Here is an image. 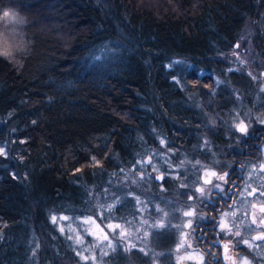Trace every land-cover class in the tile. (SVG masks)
I'll return each instance as SVG.
<instances>
[{
  "label": "trees",
  "instance_id": "obj_1",
  "mask_svg": "<svg viewBox=\"0 0 264 264\" xmlns=\"http://www.w3.org/2000/svg\"><path fill=\"white\" fill-rule=\"evenodd\" d=\"M144 1L149 9L139 6L142 0H0V15L7 9L24 17L16 28L23 27L26 41L7 47L19 49L17 55L0 53V147L6 153L0 156V264H93L90 257L121 264L69 239L70 231L61 232L52 220L99 210L121 221L149 211L143 247L151 251L141 259L155 247L163 252L156 261L168 258L173 235L155 228L153 218L185 189L175 190L179 184L167 175L158 182L149 177L150 164L136 163L144 154L156 158L152 149L160 140L162 148L198 158L215 152L190 150L198 136L195 129L187 133L188 125L202 122L194 115L199 102L206 111L212 104L226 111L220 106L226 89L216 87V77L238 81L241 94L248 93L247 81L226 72V56L253 21L259 32L252 50L264 63V0ZM63 24L67 43L57 33ZM172 56L189 69L165 67ZM257 89L252 101L244 98L250 109L255 98H264ZM205 126L206 139L216 145L212 137L219 141L221 127ZM238 139L241 148L243 136ZM256 258L254 264H264V249Z\"/></svg>",
  "mask_w": 264,
  "mask_h": 264
},
{
  "label": "rangeland",
  "instance_id": "obj_2",
  "mask_svg": "<svg viewBox=\"0 0 264 264\" xmlns=\"http://www.w3.org/2000/svg\"><path fill=\"white\" fill-rule=\"evenodd\" d=\"M142 1L143 4L141 2L139 3V6L143 5L142 8L149 9L146 4L147 1ZM155 2H157V0H155ZM4 12H8L9 16H4ZM21 21L24 22V17H22L20 13L7 11V9L2 11L0 15V53L4 54L7 52L9 53L8 55L14 56L17 55L19 49L8 51L7 47L18 44L21 46L26 45V41L23 40L21 42L20 38L23 27L20 26L19 28H16L20 23H22ZM32 24L34 27L39 26L40 28H43L41 23L38 21L37 23L32 21ZM51 25L50 27L54 29L55 27ZM66 25L67 24L64 25L65 27L63 28V32H59V29L57 28V33L59 34L61 40L67 43L71 37L68 34L70 32H68L69 30H67ZM39 27L37 28L40 29ZM255 32H259V29L258 31L256 30V25L253 21L248 22L247 27L244 32L241 33L238 42L235 43L233 51L229 52L227 54L228 56H226L227 60L230 62L226 72L236 73L237 77L242 79V84H247L248 82V93L246 92L245 95L241 94L238 87L242 86L238 85V81H232L227 76L223 77L224 79H227L226 81L216 77V87L221 85L226 89L224 92L220 90L222 97L224 98L220 106L223 107V110L226 109V111H220L217 108L218 106L214 107V104L211 105V110L209 109L206 111L201 102H199L197 105V112L194 115L202 122L197 124L198 122L191 120V123L188 125L189 129L187 130V133L192 135L195 129L198 136L197 139H193L190 150L195 148L193 150L203 149L208 153L212 152L211 145L206 139L207 133L205 125H218L221 127L222 130H220V136L227 140V149L237 147L234 141L238 142L241 138H235L233 141L234 137H242L246 133H250L251 129L264 125V123H262V121H264V98L262 96L259 97L260 99L255 98L253 109H250L245 105L246 103H244L246 102V99H244L245 96H247V98L252 101L253 96L251 95V92L253 91V88H259V91L264 93V63H257L258 56H256L255 52L252 50V41H254V37L256 35ZM237 44H239V47H236ZM176 61L183 62L181 58H178V56H172L168 58V61L165 62V67H169L170 64H173V67L176 65L181 66L182 71L189 69V65L185 64L184 62L182 64H175L174 62ZM179 69L181 70V68ZM214 101L216 100L214 99ZM248 102L249 101H247V103ZM227 108H231L232 111H228ZM241 121H243V126L247 128L246 132L239 131L237 127ZM228 129H231L232 132ZM215 138L217 137H214V139ZM161 141L162 140H160V143H158V145L152 149V154H157V157L153 158L152 156L148 163V165L150 164L149 177L151 173L152 176L160 175L159 177L162 176L163 178L167 175L169 179H171V182L176 181L179 184L177 186L179 190H175L180 192L183 187L185 189L184 192H181L180 198L178 200L172 199L169 202H165L167 205L169 204V206L164 208L159 206L161 211L157 212V217L153 218L155 228L159 230L164 229L167 236L173 235L168 246V255L165 253L168 258L163 259L164 262L156 261L158 257L155 255L158 253H163L162 250L157 247H155V249L152 248L153 254H151L148 259H144L143 261L141 259V256H145L151 251L149 249V244H146L143 247L144 243H146V240L148 239L149 232L151 231V229H147L146 226L148 223L152 222V219H150L152 214H149V211L146 212V215L139 214L140 216L136 220L126 219L124 221L117 220L118 218L106 219V217L102 215L101 210L88 211L87 213L72 219L67 216L60 215L56 217L55 223L57 227L60 230L63 228V230L70 231L71 236L69 237H71L77 244L83 245L90 251L92 250L95 253H99L100 257L102 258L106 257V259H108L110 256H114L115 261L120 262L121 264H168V260L170 263L172 262V264H186L187 262L190 264L203 263V257L197 252L196 249H194L195 240L189 235L190 228L192 226L188 227L187 225L188 221L198 219L201 214L200 213L198 216V213L195 212L197 208L203 205L201 200L197 199V197H200V193L197 192L196 189L199 187H204L207 193V191L212 188V185L204 184V180L211 179L213 184L220 183L222 187L226 184L224 181L216 180L215 177L205 176V172H216L217 175H223V168H221L223 162L221 161L220 156L218 158L216 153H211L206 157L198 158L192 154L184 152L183 150H176L174 146L167 148L163 146L162 148L160 147V145H163ZM146 155L150 154L141 155V157L138 159L139 163L137 162L136 165L139 166V164H143V160ZM171 155H173V158L175 159L174 161L170 160ZM159 164H165L166 169H159ZM261 166L262 165L259 163L254 165L251 171L253 179H245L242 193L246 200L254 199L253 197H247L248 192L252 191L249 190L252 180L253 184L262 182L261 177L263 170ZM165 170H167L166 174ZM161 180L163 179H159L157 181ZM161 183L165 182L162 181ZM161 183H159V186L157 187L159 192L163 190ZM217 191L219 190L212 191L210 193L211 197L212 194H215ZM201 199L203 198L201 197ZM261 199L262 198H259L258 201ZM116 201L117 202H114L113 205H118L119 198H117ZM133 202L135 203L136 208H145L138 202V200H133ZM157 206L158 205H156L154 208L155 210L157 209ZM238 208H240V206H238ZM141 211V214L145 213L144 209ZM188 211L194 212V215L185 216L184 213ZM144 216L148 220H145ZM62 217H67L68 219H62ZM89 217H91V219H89ZM109 224H111L113 228H109ZM116 225H120V227L117 228L115 227ZM121 231L124 233L123 236L120 235ZM105 234H107V240L104 239ZM167 236H165V238ZM167 239L169 240V237H167ZM238 240L242 239L238 237L235 240L236 251L234 263L244 264L246 261L247 264H251L253 261L252 255L247 252L250 248L248 245L243 243L237 244L236 241ZM116 248H118V250L120 249V253L117 252L118 250L115 251ZM88 261L93 264H102V261L99 262L93 257H90Z\"/></svg>",
  "mask_w": 264,
  "mask_h": 264
},
{
  "label": "flooded vegetation",
  "instance_id": "obj_3",
  "mask_svg": "<svg viewBox=\"0 0 264 264\" xmlns=\"http://www.w3.org/2000/svg\"><path fill=\"white\" fill-rule=\"evenodd\" d=\"M259 130L260 131L256 132L255 136H250L249 133L243 135L241 148L236 147L227 149L226 144L228 143L226 139L221 137L218 138L219 141H216L214 137H212L216 145L212 144L211 149L215 151L214 153H216L218 158L220 156L223 162L221 166L223 172L228 173L226 178L228 182L223 186L227 196H225L224 200H220V196L217 194L219 191H217L215 194H212V199L219 201V206L216 207L215 211L211 210V207L205 203L195 211L198 213V216L201 213L200 215H203L206 221H210V218L215 217V224H219L221 219H223L225 223L231 226L233 232L239 231L241 233V235L238 236L239 238L242 240H249L252 243V247L247 252L252 255L253 264L258 261L256 257L259 252L264 249V240L254 239L260 235L261 232H264V226L260 225V219L264 217V212L260 211L261 206L264 205V197H261L262 199L259 201L257 199L260 191H264V170L261 177L262 182L253 184L252 180V184L249 186V190H256L255 195L249 196L247 194V197H253V200H246L242 193V189L244 188L245 179H253L251 171L254 165L257 163L264 165V125H262ZM235 138L238 137H234L233 141ZM234 142L237 146V141ZM226 155H230V158L227 159ZM253 155H256L257 158ZM253 205H255V207H253ZM238 206H240V208H238ZM222 213H228V215L221 217L220 214ZM233 213H235V215H233ZM253 213H255L256 217L255 224H251ZM196 221L197 219L192 221L189 235L195 240L194 249L197 250L204 260L203 263L198 264H217V260H219V264H235V240L238 237H224L223 234L217 235L219 229L214 232L212 229L215 225L211 222L203 223L202 228H197ZM249 224H251V228L254 230L249 229ZM193 229H195V231H193ZM220 239H223L225 243H227L228 240L232 241L227 253L231 259H223V245H216L214 243L215 240ZM186 264L190 263L187 262ZM257 264H263V262L259 261Z\"/></svg>",
  "mask_w": 264,
  "mask_h": 264
},
{
  "label": "snow or ice",
  "instance_id": "obj_4",
  "mask_svg": "<svg viewBox=\"0 0 264 264\" xmlns=\"http://www.w3.org/2000/svg\"><path fill=\"white\" fill-rule=\"evenodd\" d=\"M4 16H9V13L8 12H4ZM236 47H239V44H237ZM8 54L9 53H7V52L4 53V55H6V56ZM174 63L175 64H182L183 62L176 61ZM169 67L170 68L173 67V64H170ZM250 75H251V73H250ZM173 78L175 79V77H173ZM253 78H255V77H253ZM176 83H179V80H176ZM33 123H35V122H33ZM262 123H264V121H262ZM237 127H238L239 131H241V132H246L247 131V128L245 126H243V121H241L240 124L237 125ZM161 143H163V141H161ZM3 155H6V153H5L4 149L2 147H0V156H3ZM95 159H96L95 157H92L93 161H95ZM96 163L98 164L99 161H96ZM261 168H262V170H264V165H262ZM205 176L215 177L216 180L224 181L225 183L228 182L227 179H226L227 176H228V173H224L223 175H217L216 172H205ZM158 179H163V177L162 176L158 177ZM204 184L212 185V188L209 189L207 191V193H206V190H205L204 187L197 188L196 191L200 193V197H197V199H200L202 203H205L206 205H209L211 207V210L215 211L216 207L219 206V201L218 200H213L211 195H210V193L212 191H214V190H219V192L217 194L220 196V200H224L225 196H227V193H225V191H224V189H223V187L221 186L220 183L213 184L211 179H205L204 180ZM246 191H247V189H246ZM255 194H256V190L255 189H252V191L248 192L249 196H252V195H255ZM201 197L203 199H201ZM261 197H264V191H260L259 196L257 197V199H259ZM253 207H255V205H253ZM109 210H111V208ZM260 211L264 212V205L261 206ZM184 215L185 216H193L194 212L188 211V212H185ZM220 215H221V217H223V216H227L228 213H222ZM233 215H235V213H233ZM62 219H68V218L67 217H62ZM89 219H91V217H89ZM52 220H53V222H55L56 221V217L53 216ZM215 220H216V218L212 217V218H210V221H206L205 217L203 215H200L198 217L197 221H196V227L197 228H202L203 227V223L211 222V223H213L215 225L214 228L212 229L214 232L217 229H219V231L217 232V235L223 234L224 237H227V236L238 237V236L241 235V233L239 231L233 232L231 226L228 225L227 223H225L223 219H221L219 224H215ZM93 223H94V221H93ZM255 223H256V217H255V213H253V218L251 220V224H255ZM251 224H249V229L250 230H254V229L251 228ZM260 225L264 226V217H262L260 219ZM187 226L188 227L192 226V221L191 220L188 221V225ZM108 227L109 228H113V226L111 224H109ZM115 227L119 228L120 225H116ZM193 231H195V229H193ZM61 232H63V228H61ZM120 235L121 236L124 235L123 231H121ZM182 235H183V233H182ZM69 239H71V237H69ZM104 239L105 240L108 239L107 234H105ZM254 239L264 240V232H261L260 235H258ZM214 243L216 245H220V244L223 245V253H224L223 259H231V257L227 255V253L229 251V246L232 244L231 240H228L227 243H225L223 239H220V240H215ZM236 243L237 244L243 243V244L248 245L249 248L252 247V243L249 240H247V239L238 240V241H236ZM78 255H79V253H78ZM210 255H211V253H210ZM84 259H87V257H84ZM217 264H219V260H217ZM244 264H247V262L245 261Z\"/></svg>",
  "mask_w": 264,
  "mask_h": 264
},
{
  "label": "water",
  "instance_id": "obj_5",
  "mask_svg": "<svg viewBox=\"0 0 264 264\" xmlns=\"http://www.w3.org/2000/svg\"><path fill=\"white\" fill-rule=\"evenodd\" d=\"M146 161L148 162V158H146ZM159 175L157 176V179H158ZM159 180V179H158Z\"/></svg>",
  "mask_w": 264,
  "mask_h": 264
}]
</instances>
